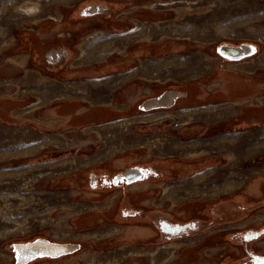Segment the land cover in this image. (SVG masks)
<instances>
[{
	"label": "rangeland",
	"instance_id": "obj_1",
	"mask_svg": "<svg viewBox=\"0 0 264 264\" xmlns=\"http://www.w3.org/2000/svg\"><path fill=\"white\" fill-rule=\"evenodd\" d=\"M245 43L256 52L240 61L218 52ZM56 51L71 54L53 62ZM166 91L172 106H146ZM207 157L185 174L168 161ZM138 163L166 171L156 205L232 196L264 175V0H0V264L41 238L80 249L25 264H134L147 251L144 264L166 261L169 244L124 249L109 229L92 233L108 244L94 251L66 220L86 209L72 201L79 171ZM254 210L237 230L264 227V203Z\"/></svg>",
	"mask_w": 264,
	"mask_h": 264
},
{
	"label": "flooded vegetation",
	"instance_id": "obj_2",
	"mask_svg": "<svg viewBox=\"0 0 264 264\" xmlns=\"http://www.w3.org/2000/svg\"><path fill=\"white\" fill-rule=\"evenodd\" d=\"M78 45L79 43L75 45L76 49ZM56 52L58 53V51ZM65 53L66 55L71 54ZM53 54L54 52L50 56L52 57ZM66 55L62 54L61 58L65 59ZM58 58L59 53L56 60L52 58L55 60L53 62L61 59ZM223 59L225 60V57ZM229 61L237 62L240 60ZM247 108L246 110H248ZM237 120L239 123L246 121L242 116ZM175 163V166L172 168L181 174L186 169V166L178 169L179 164L184 163L180 161ZM153 164L138 163L114 171H111L106 166L87 172L79 171L78 176L81 179L85 178L86 183H83L84 188L82 187L72 201L86 205V209L80 210L78 213L77 211H73L66 220L71 224L73 230L78 233L84 235L91 234L89 237H84L83 239L92 238L95 240L93 241L96 244L94 251L102 250L108 244H104L105 241H101L103 238L98 237V235H92V233H97L101 229H109L108 232L111 235L108 239L113 238L120 243H127L128 245L126 246L130 248H132L131 245L136 248L144 246L145 248H149L147 243L150 241H155L156 245L178 244L180 246L177 248L176 255L170 262H158L157 264H252L251 253L264 255V253L257 251L255 247L257 245L256 242L259 239L261 240V237L264 235V227L249 229L243 232L237 230L238 227L241 228L240 224L242 220L239 217L243 213H248V211H255L254 209L258 201L264 203V175L254 176L253 179L244 185V188H241L240 191L234 193L232 196L190 198L182 203L163 202L156 205L153 201L157 199L155 196V188L157 187L153 184L157 183V177H161V174L163 176L166 174V171L158 169L157 166L159 164ZM133 167L156 170L157 175H149L143 180L131 183H128L126 180L121 181L118 176ZM169 172L167 171L168 174ZM251 181L252 183L256 181L257 183L260 182L259 187L258 189L247 191ZM141 185H144L141 188L144 189L140 194L130 191L132 189H139ZM206 201L222 202L220 204L206 205ZM245 201H247L246 206ZM239 203L244 206L243 210H241L242 207L238 209L239 205L236 206ZM229 206L230 210L228 211L227 207ZM233 207H236V209L232 210ZM96 214L102 215V219L95 217ZM251 232H259L261 234L256 238L247 240L244 235H248ZM201 234L210 235L209 243H211V246L207 249H216V253L211 259L198 263L195 262L192 256L189 257L187 255L186 250L188 240ZM48 242L46 244L48 247L56 248L54 256H58L60 251H69L75 248L74 245H57L49 240ZM133 243H138V245ZM139 244L143 246H139ZM15 255L19 263L17 250ZM130 256H133V254ZM146 256L148 257L144 253L140 254L138 258L143 261ZM142 261L138 263L134 262V264H144L145 261ZM114 264L128 263L120 261Z\"/></svg>",
	"mask_w": 264,
	"mask_h": 264
},
{
	"label": "water",
	"instance_id": "obj_3",
	"mask_svg": "<svg viewBox=\"0 0 264 264\" xmlns=\"http://www.w3.org/2000/svg\"><path fill=\"white\" fill-rule=\"evenodd\" d=\"M218 52L221 56L228 58L230 60H241L245 57L251 56L255 54L256 52V47L253 44L245 43L241 45H221L218 48ZM164 94V93H163ZM162 94V95H163ZM160 95V96H162ZM160 96L156 97L159 98ZM156 98L152 99L151 101L155 100ZM150 101V102H151ZM175 103V100L173 101L172 104L168 106H172ZM147 106V104H146ZM167 105H151L149 108H161V107H168ZM148 107V106H147ZM149 175H157L156 170H151L149 168H142V167H133L122 174H120L118 177L121 181L126 180L128 183L135 182L138 180H143L147 178ZM261 233L259 232H251L248 235H246V239H253L256 238L258 235ZM49 243L48 240L46 239H38L33 242H28L26 244H20L17 245L16 250L18 252V258L19 261L22 260L23 263H26L29 260L35 259L37 257H43V256H49L52 255L54 256V252L56 248H43L42 243ZM51 242V241H50ZM57 245H65V244H70V245H78L76 249H79V244L78 243H56ZM68 251H60L59 255L62 254H67V253H72ZM58 255V256H59ZM250 256L252 257V264H264V255L262 254H253L251 253Z\"/></svg>",
	"mask_w": 264,
	"mask_h": 264
},
{
	"label": "crops",
	"instance_id": "obj_4",
	"mask_svg": "<svg viewBox=\"0 0 264 264\" xmlns=\"http://www.w3.org/2000/svg\"><path fill=\"white\" fill-rule=\"evenodd\" d=\"M112 8H113V6H111ZM133 36H137V34L136 33H133ZM79 47H81L82 48V46H81V44H80V46L78 45V48ZM59 54H60V52H59ZM58 57V53L57 52H54V54L52 55V58L53 59H55L56 60V58ZM81 59V58H80ZM79 60V59H78ZM76 62H77V59H76ZM75 62V63H76ZM81 62H83V61H81ZM78 67H79V65H74V68L75 69H78ZM169 92H172L173 93V95L169 98V99H167V97H166V95L169 93ZM175 98H176V92L175 91H167V92H165L162 96H160L159 98H156L155 100H153V101H151V102H156V104L155 105H160V106H162V105H170V104H172L173 103V101L175 100ZM151 102H148V103H151ZM147 103V104H148ZM154 105V104H153ZM150 107V106H149ZM218 116H220V115H218ZM169 161V165H171V166H175V162H174V160H168ZM215 160L214 159H212L211 157H207V159L205 160V161H203V163L202 164H200V165H198V166H194V165H196V164H194V165H191V166H186V165H184V164H182V163H180L179 165V167H178V169H182V168H184V166H186V168L187 169H185V171H183L182 173L183 174H185V173H187V172H189V171H192L193 169H195L196 167H200L201 165H203V166H211L212 165V163L214 162ZM257 182V181H256ZM254 184H255V182H253ZM252 181L249 183L250 184V186H252ZM250 186H249V188H250ZM240 188V187H239ZM258 189V188H257ZM247 191H251V190H247ZM219 196H221V194L220 195H216V196H214V197H212V198H218ZM247 205V201H245V206ZM80 211V210H79ZM71 215V213H69L68 215H67V217H69ZM218 234H219V232H218ZM217 235V234H216ZM209 239H210V235L208 234V235H206V234H201V235H199V236H196V237H193V238H191V239H189L188 240V245H187V250H186V252H187V255L190 257V256H192V258L195 260V262H198V263H203V262H205L206 260H209V259H211L212 258V256L213 255H215V253H216V249H207L208 247H210L211 246V243H209ZM206 242V243H205ZM78 247V245H76V247H75V250L74 251H78V249H76ZM168 247V246H167ZM166 247V248H167ZM180 246L177 244V245H174V244H169V247L168 248H171L169 251L170 252H167V255H168V258L166 257V261H160V262H170L172 259H173V257L176 255L175 253H176V251H177V248H179ZM205 247H206V249H205ZM127 248H130V247H127V246H125L124 247V249H127ZM80 249V248H79ZM73 251V252H74ZM125 251H123V253H124ZM151 251L150 252H146V254L149 256V257H152L151 256ZM196 258V259H195ZM84 260H85V258H84ZM84 264H85V262H84Z\"/></svg>",
	"mask_w": 264,
	"mask_h": 264
},
{
	"label": "bare ground",
	"instance_id": "obj_5",
	"mask_svg": "<svg viewBox=\"0 0 264 264\" xmlns=\"http://www.w3.org/2000/svg\"><path fill=\"white\" fill-rule=\"evenodd\" d=\"M21 8H22V6H21ZM25 8H26V11H27V12H30V13H32V12L35 11V8H34L30 3L27 4V5L25 6ZM172 95H173V93H168V94L166 95L167 99H169ZM153 104L155 105L156 102L148 103L147 106L149 107V106H151V105H153ZM212 159H213V158H212ZM255 188L257 189L258 186L255 185V184H252V186H250L249 190L252 191V190H254ZM46 244H47V242L42 243L41 245H42L43 248H48V246H47ZM65 245L67 246V244H65ZM68 245H70V244H68ZM74 246L76 247V245H74ZM74 250H75V248L72 249V250H69L68 252H71V251H74ZM18 264H23V261L20 260Z\"/></svg>",
	"mask_w": 264,
	"mask_h": 264
},
{
	"label": "snow or ice",
	"instance_id": "obj_6",
	"mask_svg": "<svg viewBox=\"0 0 264 264\" xmlns=\"http://www.w3.org/2000/svg\"><path fill=\"white\" fill-rule=\"evenodd\" d=\"M247 238V237H246Z\"/></svg>",
	"mask_w": 264,
	"mask_h": 264
}]
</instances>
